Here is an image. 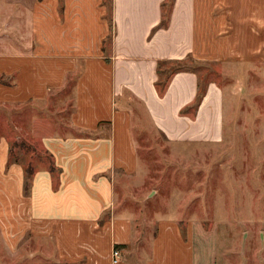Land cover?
I'll use <instances>...</instances> for the list:
<instances>
[{"label":"crops","instance_id":"crops-1","mask_svg":"<svg viewBox=\"0 0 264 264\" xmlns=\"http://www.w3.org/2000/svg\"><path fill=\"white\" fill-rule=\"evenodd\" d=\"M164 1L111 0L108 22L104 0H37L27 51L0 53V112L12 105L16 116L0 132V236L14 253L28 244L33 264H196L177 222L159 218L149 235L147 201L132 186L141 180L135 132L148 126L170 143L223 139V87L209 80L183 113L197 73H174L159 95L157 65L190 56L264 75V0H173L159 26ZM53 99L63 104L53 128L62 132L31 137L23 109ZM31 139L45 155L10 162L11 143Z\"/></svg>","mask_w":264,"mask_h":264},{"label":"rangeland","instance_id":"rangeland-1","mask_svg":"<svg viewBox=\"0 0 264 264\" xmlns=\"http://www.w3.org/2000/svg\"><path fill=\"white\" fill-rule=\"evenodd\" d=\"M36 2L0 0V53L27 51L29 10ZM109 2L105 3L108 22ZM181 64L193 68L205 88L211 79L223 87L224 136L213 144L170 143L148 126L136 129L141 180L132 186L135 196L147 201L142 214L151 220L149 235L155 234L156 220L166 218L179 224L183 238L193 241L196 264H264L263 68L190 58ZM171 66L175 65L164 64L162 69ZM62 106L53 99L49 105L22 108L28 126L34 119L30 136L58 132L53 128L60 127L54 124L61 121L56 112ZM8 108L0 112V132L6 131V119L12 127L16 118L13 106ZM135 123L141 125V120ZM25 143L28 149L31 143L38 145L32 139ZM14 152L22 160L30 153L20 148ZM42 160L33 165L46 162ZM23 247L14 253L0 236V264H33L27 255L30 246Z\"/></svg>","mask_w":264,"mask_h":264},{"label":"trees","instance_id":"trees-1","mask_svg":"<svg viewBox=\"0 0 264 264\" xmlns=\"http://www.w3.org/2000/svg\"><path fill=\"white\" fill-rule=\"evenodd\" d=\"M106 3V0H104ZM173 0H165L162 4V17H161V22L159 24V26H166L168 23V18H169V11L171 9V5H172ZM110 6L108 4V15H109V19L111 17V0H110ZM107 15V16H108ZM192 60H195L193 58H191L190 56L188 57ZM186 58V59H188ZM186 59L183 60H161L158 62L157 65V80L155 81V87L159 93V95H162L164 93V90L167 86V83L169 81V78L176 72L178 71H193L196 72L193 68L191 67H187L185 65H182L181 63H184V61ZM198 61V60H197ZM201 62V61H200ZM164 64H173L175 66H171V68L164 70L163 65ZM205 87L200 83L199 81V76H198V88H197V94H196V98L194 100V102L188 106L187 108L183 109L181 112H189L190 110L194 111L195 108L197 107V105L199 104V102L201 101L204 93H205ZM16 148H20L23 149V151L25 153H29L31 152L32 154H35L37 157L41 155V153H43L40 148H38L34 143H31V148H29V146L25 143L24 140L20 141L19 143L16 141H13L11 143V147L9 150V161L12 162L13 160H18L19 158L15 157L13 154H16L14 152V150ZM31 150V151H30ZM27 151V152H26ZM50 163V160H49ZM52 164H49V166ZM52 166H50L51 168ZM33 165L32 163L29 161L28 164H26L25 166V175H24V190L27 192L29 190L30 187V182H31V175L33 173ZM116 247H118V245H116Z\"/></svg>","mask_w":264,"mask_h":264},{"label":"built area","instance_id":"built-area-1","mask_svg":"<svg viewBox=\"0 0 264 264\" xmlns=\"http://www.w3.org/2000/svg\"><path fill=\"white\" fill-rule=\"evenodd\" d=\"M118 255H119V251L117 249H115L113 251V258H114V260H116V258L118 257Z\"/></svg>","mask_w":264,"mask_h":264}]
</instances>
